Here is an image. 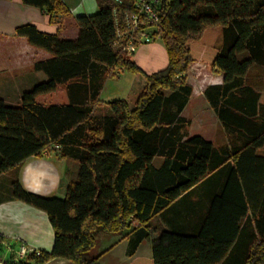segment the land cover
Masks as SVG:
<instances>
[{
	"label": "trees",
	"instance_id": "trees-1",
	"mask_svg": "<svg viewBox=\"0 0 264 264\" xmlns=\"http://www.w3.org/2000/svg\"><path fill=\"white\" fill-rule=\"evenodd\" d=\"M57 25L53 34L26 24L17 36L50 55L33 65L47 79L24 91L16 106L0 98V174L52 145L57 155L78 163L64 198H42L11 184L14 199L46 213L54 237L50 252L5 264H43L61 258L73 264H100L92 255L96 238L131 230L128 264H220L233 246L242 221L251 214L255 233L240 264H264V0H163L159 13L165 68L145 74L115 44L132 1L78 16L75 39L59 31L68 10L59 0H21ZM223 75L204 97L219 120L227 143L215 147L201 135L188 136L181 116L192 87L185 73L194 63ZM119 69L141 75L144 84L133 106L106 103L95 114L104 80ZM64 90L65 104H44L39 96ZM168 92V93H167ZM164 158L154 168V157ZM225 168L222 190L210 202L196 234L152 223L174 201L210 174ZM146 240L151 256L134 255Z\"/></svg>",
	"mask_w": 264,
	"mask_h": 264
},
{
	"label": "crops",
	"instance_id": "crops-1",
	"mask_svg": "<svg viewBox=\"0 0 264 264\" xmlns=\"http://www.w3.org/2000/svg\"><path fill=\"white\" fill-rule=\"evenodd\" d=\"M59 1L68 10V15L61 22L59 37L75 39L78 33L76 18L94 13L98 9L97 0ZM26 24L34 25L43 33L53 34L58 31L57 25L49 22L45 12L26 6L22 4L21 0H0V75H11L4 78L3 83L0 84V98L10 106L19 104L20 96L24 91L30 90L35 84L47 79L43 73L34 71L33 65L38 61L49 59L50 55L44 50L30 45L25 37L15 34L16 28ZM133 60L145 74L161 70L168 63L163 43L158 41L139 47ZM184 76L185 82L192 87V94L181 112V116L191 124L189 129L192 130L187 127V135L192 136L194 133L195 130L192 128L194 122L199 131L209 123H213L215 128L221 127L217 116L204 97V91L209 86L221 84L223 75L207 70L203 63L194 62L189 66ZM143 84L144 78L141 75L120 71L117 68L112 70V76L104 80L99 96L100 104L95 107V111L103 109V115L109 114L106 103L113 100H125L129 106H133L134 102H128V97L136 87L141 90ZM9 90H15V92ZM59 92L66 96L62 89L53 93L58 96ZM66 100L67 103V96ZM36 101H38V97ZM259 102L264 104L262 96ZM41 103L60 104L57 102L47 103L46 101ZM223 134L225 144L227 138L224 132ZM199 135L209 140L205 135ZM256 154L264 156V146L260 147ZM226 170L221 168L210 174L207 177L210 179L206 178L201 181L174 201L169 209L161 213L168 212L167 222L163 224L162 228L178 233L196 234L206 216L211 199L222 190ZM77 173L78 163L75 160L61 158L54 153L41 157H29L18 167L1 173L0 239L10 242L15 248L25 245L38 251L50 252L54 232L46 213L14 199L11 195V184L17 180L25 192L38 197L64 198L68 185L75 181ZM127 233L108 234L105 237L96 238V244L91 250V254H101L100 264H104L106 258H110V256L115 260L113 264H127L131 259L129 254L130 234ZM254 233L252 216L247 214L242 221L233 246L220 264L242 263L248 243L251 241L249 237ZM240 250L243 251L241 254ZM0 255L5 259L10 257L1 245ZM134 255L151 256L150 244L146 240H142L134 250ZM43 264L73 263L65 259L53 258Z\"/></svg>",
	"mask_w": 264,
	"mask_h": 264
},
{
	"label": "built area",
	"instance_id": "built-area-1",
	"mask_svg": "<svg viewBox=\"0 0 264 264\" xmlns=\"http://www.w3.org/2000/svg\"><path fill=\"white\" fill-rule=\"evenodd\" d=\"M115 6L122 5L126 0H108ZM133 11L124 16L123 30L116 31L115 44L126 55H134L138 48L160 40L159 13L163 0H131ZM58 145H52L51 150H45L44 155L57 154ZM0 245L12 257V261L23 260L29 255L39 256L40 251L25 245L15 248L10 242L0 239ZM8 259V258H7ZM7 259L0 255V264H5Z\"/></svg>",
	"mask_w": 264,
	"mask_h": 264
},
{
	"label": "rangeland",
	"instance_id": "rangeland-1",
	"mask_svg": "<svg viewBox=\"0 0 264 264\" xmlns=\"http://www.w3.org/2000/svg\"><path fill=\"white\" fill-rule=\"evenodd\" d=\"M158 42H162L161 40H158ZM134 56V55H133ZM11 75L10 74H4V75H0V84H2L3 83V79L4 78H8V77H10ZM9 91H11V92H15V90H9ZM139 92H140V90H138V88L136 87L133 91H131V93H130V95H129V97H128V102H130V103H133L134 102V100H135V98H136V96L139 94ZM60 94L57 96V94H54V93H52V94H48V95H46V96H41V97H38V101L39 102H43V101H46L47 103H50V102H57V103H66V96L64 95V94H62V92H59ZM168 93V92H167ZM262 96V98H264V90H262L261 92H260V97ZM58 97V98H57ZM18 104V103H17ZM103 113H104V111H103V109H97L96 111H95V114H102L103 115ZM191 124L189 123V126H190ZM189 126H188V129H189ZM192 128H193V130H195L194 131V133L192 134V135H199V134H203V135H205L206 136V138H208L209 140H211V142L213 143V145L215 146V147H220V146H222L223 144H224V141H225V139H224V134H223V130H222V128L219 126V127H217V128H215L214 127V125H213V123H209V125L208 126H205V128H202L200 131L199 130H197V127H196V124H195V122H194V124L192 125ZM189 130H192V129H189ZM186 131H187V129H186ZM261 151V150H260ZM163 162H164V158H162V157H159V156H156V157H154V159L152 160V163H151V165L154 167V168H156V169H158V168H160L161 166H162V164H163ZM207 179H210V178H207ZM206 181H209V180H206ZM210 182V181H209ZM208 182V183H209ZM207 183V184H208ZM202 185H204V184H202ZM202 187V186H201ZM177 208H179V206H176ZM173 209V208H172ZM182 214V213H181ZM168 215V212H165V213H163V214H161L160 216H158V217H156L153 221H152V223L153 224H155V225H157V226H160V227H162L163 226V224H166V222H167V216ZM248 227V226H247ZM127 232H131V230H124L123 232H121V234H123V233H127ZM128 234V233H127ZM126 234V235H127ZM129 238H130V240H132V238H133V236H129ZM241 252H243L242 250H240V254H241ZM140 256H142V255H140ZM108 259H110V260H108ZM108 261V262H107ZM115 262V260H114V258H111V256H110V258H106V260H105V262H104V264H113ZM128 264V263H127Z\"/></svg>",
	"mask_w": 264,
	"mask_h": 264
}]
</instances>
